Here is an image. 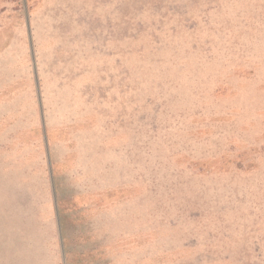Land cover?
<instances>
[{
    "label": "rangeland",
    "instance_id": "374dc122",
    "mask_svg": "<svg viewBox=\"0 0 264 264\" xmlns=\"http://www.w3.org/2000/svg\"><path fill=\"white\" fill-rule=\"evenodd\" d=\"M0 264H264V0H0Z\"/></svg>",
    "mask_w": 264,
    "mask_h": 264
}]
</instances>
